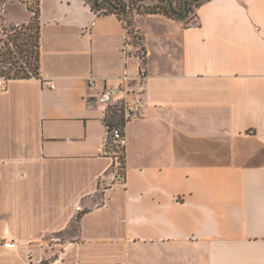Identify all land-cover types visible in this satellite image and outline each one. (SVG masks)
Returning a JSON list of instances; mask_svg holds the SVG:
<instances>
[{
  "label": "crops",
  "instance_id": "1",
  "mask_svg": "<svg viewBox=\"0 0 264 264\" xmlns=\"http://www.w3.org/2000/svg\"><path fill=\"white\" fill-rule=\"evenodd\" d=\"M36 1L38 75L0 91V264H264V0H205L191 23L134 14L142 60L116 14ZM29 19L6 1L5 27ZM141 71L113 181L103 119Z\"/></svg>",
  "mask_w": 264,
  "mask_h": 264
},
{
  "label": "built area",
  "instance_id": "2",
  "mask_svg": "<svg viewBox=\"0 0 264 264\" xmlns=\"http://www.w3.org/2000/svg\"><path fill=\"white\" fill-rule=\"evenodd\" d=\"M6 1L7 0H0V41L8 45L9 41H12L11 36L9 37L10 29H6V27L1 22L5 11ZM37 8L38 1L27 0V10L29 11L30 16L34 15V13L37 11ZM18 24H16V26H18ZM137 34L138 32L135 29L134 33H132L128 28H126L122 52L124 55H129L133 49L137 47V54L139 52L138 57L142 60L144 54L142 51H140V42L135 36ZM10 50L12 51L11 53H15L16 51L13 49V47H10ZM8 62L11 63V61ZM21 65L25 69L28 68L26 67L25 62H22ZM13 73V70L10 72H8L6 69H3L2 71L0 70V91H4L7 88V83L12 78ZM142 76V71L136 77H130L127 75L123 76V86L119 90L121 93V98L118 100V104H116L121 109V119H115L112 115H106L103 119L105 136L99 146V149L102 156L109 157L112 160L109 172L111 173L113 181H123L125 178V147L127 144V138L124 132L123 123L130 119L139 118L141 116L142 108L144 106V100L142 97L143 87L140 83ZM88 83L91 86L94 85V79L89 78ZM97 100L104 105L112 103L113 91L111 89H104L99 94Z\"/></svg>",
  "mask_w": 264,
  "mask_h": 264
},
{
  "label": "trees",
  "instance_id": "3",
  "mask_svg": "<svg viewBox=\"0 0 264 264\" xmlns=\"http://www.w3.org/2000/svg\"><path fill=\"white\" fill-rule=\"evenodd\" d=\"M85 1L90 5L91 9L97 12L98 14H110V13L116 14L123 21L125 28H128L132 33H134V24H133L134 14L160 13L186 22L192 12L193 7H195L196 10V8L205 0H187L186 13L184 15H181L183 12V0H169L171 3V8L167 3L168 0H85ZM135 5H137V7L135 8V13H133V9ZM38 12L39 11L37 8V11L34 13V15L30 17V20L32 21L31 26H33L35 29L33 38H30L29 40L28 39L29 35H27V38L23 37L21 42H16L20 34L22 33L25 34L24 33L25 31H20L15 29V32L13 33L14 43L17 47H19L18 49L19 53H22L23 55L24 54L27 55V49L24 46L26 44H29L28 43L29 40L31 46L33 47L30 52L32 54L34 62H32L31 66L27 69H25L21 64H19L16 67H8V69H6L8 72L12 70L14 71L12 78H27L30 76L38 75V68H39ZM194 15H195V11H194ZM20 28L26 29L27 24L21 25ZM135 36L137 37V40L140 42L141 40L140 36L138 34ZM11 52L12 51L10 49H7V55L2 60L6 62L11 61V64L12 62L15 63V60H13L10 55ZM1 54L4 55L6 54V52ZM80 216H81V212H78L75 216V222L73 224H76V222L80 219ZM56 233L58 234L60 232H56Z\"/></svg>",
  "mask_w": 264,
  "mask_h": 264
},
{
  "label": "rangeland",
  "instance_id": "4",
  "mask_svg": "<svg viewBox=\"0 0 264 264\" xmlns=\"http://www.w3.org/2000/svg\"><path fill=\"white\" fill-rule=\"evenodd\" d=\"M193 6V5H192ZM137 7V5H135L134 9H133V13H135V8ZM194 11H195V7H193L192 9V12L188 18V20L186 21V23H191V22H194ZM31 17V16H30ZM27 24V28L26 29H23V28H20L21 25H26ZM32 25V21L29 19L28 23H19L18 26H16V24L14 25H11V26H8L6 27V29H10V32H9V37L11 36L12 38V41L10 40L9 38V44H4L3 42L0 41V70H3V69H8V67H16L18 66L19 64H21L22 62H25L27 61L26 65L27 67L29 68L32 64V62H34L33 60V57H32V54H31V49L33 48L29 42L30 38H33L34 36V33H35V29ZM16 30H20V31H25L24 33L25 34H20V36L17 38V41L16 42H21L22 38L26 37L27 38V35L28 36V43L29 44H26L24 47L27 49V55H23L22 53H19L18 49L19 47L15 46L14 44V34L13 32ZM11 33V34H10ZM11 44V45H10ZM10 47H13L15 51V53H11V57L13 58V60H15V63L12 62V64L10 62H6V61H3L2 59L4 57H6L7 55V49H10ZM6 54H1V53H5ZM3 55V57H2ZM9 55V54H8ZM43 239H46L48 241V243L50 244H61L63 243L64 241H66L67 239H69L68 236H64L60 233H55V234H47L43 237ZM31 264H32V261H31Z\"/></svg>",
  "mask_w": 264,
  "mask_h": 264
},
{
  "label": "water",
  "instance_id": "5",
  "mask_svg": "<svg viewBox=\"0 0 264 264\" xmlns=\"http://www.w3.org/2000/svg\"><path fill=\"white\" fill-rule=\"evenodd\" d=\"M186 1H187V0H183V12H182L181 15H184V14L186 13ZM167 3H168V5H169V7L171 8V3H170L169 0L167 1ZM178 15H180V14H178Z\"/></svg>",
  "mask_w": 264,
  "mask_h": 264
}]
</instances>
